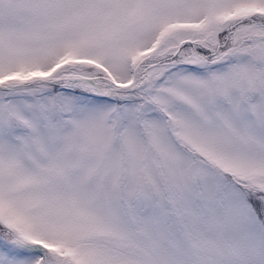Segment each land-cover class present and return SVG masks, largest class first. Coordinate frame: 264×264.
<instances>
[{
	"label": "snow or ice",
	"instance_id": "obj_1",
	"mask_svg": "<svg viewBox=\"0 0 264 264\" xmlns=\"http://www.w3.org/2000/svg\"><path fill=\"white\" fill-rule=\"evenodd\" d=\"M0 264H264V0H0Z\"/></svg>",
	"mask_w": 264,
	"mask_h": 264
}]
</instances>
